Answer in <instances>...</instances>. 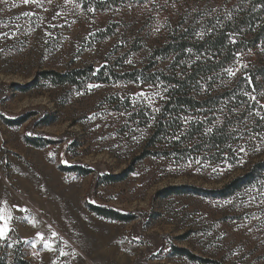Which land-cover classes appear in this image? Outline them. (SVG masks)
I'll return each instance as SVG.
<instances>
[{
    "label": "rangeland",
    "instance_id": "374dc122",
    "mask_svg": "<svg viewBox=\"0 0 264 264\" xmlns=\"http://www.w3.org/2000/svg\"><path fill=\"white\" fill-rule=\"evenodd\" d=\"M96 1L0 3V32L11 37L0 38V226L11 229L0 247L22 249L33 264H264V181L226 199L158 195L174 185L217 189L243 174L264 157V122L250 114L233 119L231 150L220 161L209 150L153 144L149 125L162 105L160 87L121 75L148 63L162 23L183 14L185 0L121 4L113 12L96 10ZM113 23L120 25L116 34L102 37ZM133 40L145 47L130 52ZM263 56L260 48L246 50L234 70ZM91 65L118 77L79 87L34 82L44 70ZM208 111L215 121L223 108ZM72 166L93 172L62 168ZM130 167L125 179L106 181ZM89 204L135 219L108 220ZM175 247L210 262L192 261Z\"/></svg>",
    "mask_w": 264,
    "mask_h": 264
},
{
    "label": "trees",
    "instance_id": "16d2710c",
    "mask_svg": "<svg viewBox=\"0 0 264 264\" xmlns=\"http://www.w3.org/2000/svg\"><path fill=\"white\" fill-rule=\"evenodd\" d=\"M153 0H97L98 11H114L121 4L147 5ZM216 3V5H215ZM183 14L174 19L168 17L162 24L159 41L148 52V63L136 71L121 75L128 82H146L160 87L162 105L149 125V140L153 144L166 143L177 151L209 150L214 161L226 158L231 150L234 121L248 114L255 122H264V56L246 68L237 66L239 55L246 50L260 48L264 52V0H185ZM131 6V7H132ZM217 6V7H216ZM125 7V6H124ZM203 10L200 14L199 11ZM191 11V12H188ZM120 25L110 24L99 33L102 37L116 34ZM133 40L130 52H140L145 47ZM232 68L234 76L226 69ZM100 70L94 66L66 71L44 70L40 79L53 85L82 86L89 81L110 82L118 77L114 69L104 65ZM98 70V71H97ZM106 72V73H105ZM96 73V75H95ZM251 80V84L248 80ZM248 93L249 95H246ZM255 96L256 100L250 99ZM252 102L250 104V102ZM222 105L223 113L214 121L208 110ZM259 113V115H257ZM185 118L189 119L185 123ZM51 123V121H45ZM212 128L210 133L206 129ZM179 135V139L173 136ZM35 146H43L40 139H29ZM172 153L165 152L166 156ZM79 175H88L92 169L82 166L62 167ZM133 168L122 175L106 176L107 182L125 179ZM264 181V157L250 164L241 175L217 189H205L194 185H174L158 192L169 197L185 193L226 199L244 189ZM96 215L108 220L130 222L133 215H126L111 208L89 204ZM180 255L190 260L210 262L194 255L187 248L175 247ZM0 264H33L21 249L9 253L0 247Z\"/></svg>",
    "mask_w": 264,
    "mask_h": 264
},
{
    "label": "snow or ice",
    "instance_id": "6c2138e0",
    "mask_svg": "<svg viewBox=\"0 0 264 264\" xmlns=\"http://www.w3.org/2000/svg\"><path fill=\"white\" fill-rule=\"evenodd\" d=\"M30 2V0H24V3H29ZM48 2L49 3H51L52 2V0H48ZM66 2H70V0H66ZM0 3H7V0H0ZM88 11H90V12H94L95 11V9H93V8H89L88 9ZM57 15H59V13H57ZM4 37H8V38H11L10 36H8V33H3V32H0V38H4ZM128 63H132V61L131 60H128L127 61ZM246 67V66H245ZM239 69H237V71H238ZM226 71H227V73L230 75V76H234L235 75V72L233 71V69L232 68H228V69H226ZM248 82L251 84V80L249 79L248 80ZM90 87H99V85H90ZM246 95H249L248 93H245ZM139 95L140 96H146V94L142 91L141 93H139ZM250 99H252V100H256V97L255 96H250ZM156 111H159V109H155ZM121 115H124V113H121ZM257 115H259V113H257ZM94 118V117H93ZM261 119H264V116H261L260 117ZM185 123H188L189 122V119L188 118H185V121H184ZM213 131V129L212 128H208V129H206V132L207 133H210V132H212ZM180 137H179V135H175V136H173V139H176V140H178ZM133 139H136L135 137H133ZM239 151L240 152H245V149L243 148V147H240V149H239ZM50 155H54V154H50ZM197 163H198V161H197ZM259 191V190H258ZM262 195H264V193H262ZM18 207V206H17ZM3 219H5L3 216H0V220H3ZM8 219H11V217H8ZM9 231H11V229H9L8 227H7V225H4V226H0V239H5L6 238V236H7V233L9 232ZM37 235L42 239V240H45L46 238H45V236H44V234L43 233H37ZM58 235V233H56V232H53V233H51V236L53 237V238H55L56 236ZM46 247H48L49 248V250H52L51 249V244L50 243H47L46 242ZM62 256H68V255H70L69 253H67V252H63V251H61V253H60ZM72 255H74V253L72 254Z\"/></svg>",
    "mask_w": 264,
    "mask_h": 264
}]
</instances>
